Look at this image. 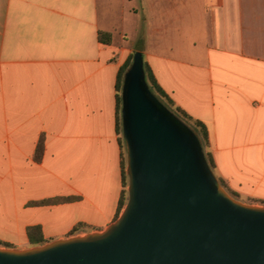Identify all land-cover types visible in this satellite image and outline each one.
<instances>
[{"label": "crops", "instance_id": "obj_1", "mask_svg": "<svg viewBox=\"0 0 264 264\" xmlns=\"http://www.w3.org/2000/svg\"><path fill=\"white\" fill-rule=\"evenodd\" d=\"M137 55L207 128L218 179L264 200V0H0V243L29 249L30 227L51 243L116 221L117 82Z\"/></svg>", "mask_w": 264, "mask_h": 264}, {"label": "water", "instance_id": "obj_2", "mask_svg": "<svg viewBox=\"0 0 264 264\" xmlns=\"http://www.w3.org/2000/svg\"><path fill=\"white\" fill-rule=\"evenodd\" d=\"M128 201L105 231L29 250L0 264H264V208L235 200L199 138L151 93L140 55L122 88Z\"/></svg>", "mask_w": 264, "mask_h": 264}, {"label": "trees", "instance_id": "obj_3", "mask_svg": "<svg viewBox=\"0 0 264 264\" xmlns=\"http://www.w3.org/2000/svg\"><path fill=\"white\" fill-rule=\"evenodd\" d=\"M99 39L102 43L104 44H109L111 42V35L107 34V33H101L99 35ZM130 68V62L125 64L120 72H119V76H118V82H117V90L119 92V96L117 97L118 99V104H117V120H118V127H117V131L120 134V130H122V119H121V110H122V98L120 96V92L122 91L123 88V82H124V78L128 72ZM147 83L149 82L151 84L150 87V91L152 93V95L154 96L155 93L158 94V96L163 100H166L171 106L174 107L173 102L171 101V99L167 96V94L158 86V83L155 81V79L152 77V75H150V73H148L147 75ZM155 97V96H154ZM156 98V97H155ZM176 112L181 115L183 118H185L186 120L192 122L194 124V126L197 128V130L199 131V133L201 134L204 142L208 145V131L207 128L205 127V125L203 123H201L200 121H196L194 119H192L186 112H184L182 109L180 108H176ZM122 144V141H121ZM44 154V145L40 144L38 150L36 151L35 154V161L36 162H40L42 160ZM206 158L207 161L211 167V169L213 171H215L216 169V164L214 162L213 156L211 153L207 152L206 154ZM124 155L122 154V170H123V181H124V187L125 190L122 192L121 194V198L119 201V205H118V209H117V214H116V219L118 220V218L120 217V215L122 214L127 201H128V176L126 173V165H125V160H124ZM221 185L233 196L238 197L237 193L233 192L228 185L222 180L219 179ZM72 199H63V200H47V201H42L39 203H35V205H47V204H52V203H59V202H68L71 201ZM85 227V225H78L77 227H75L69 234L70 237L72 236H76L78 235L81 230ZM28 238H29V242H30V246L31 247H42L47 245L50 241L46 240L44 238L43 235V230L40 226H36V227H30L28 229ZM1 246L5 247V248H10L13 249L14 247H12L9 244H3L0 243Z\"/></svg>", "mask_w": 264, "mask_h": 264}, {"label": "rangeland", "instance_id": "obj_4", "mask_svg": "<svg viewBox=\"0 0 264 264\" xmlns=\"http://www.w3.org/2000/svg\"><path fill=\"white\" fill-rule=\"evenodd\" d=\"M149 87H151V84L148 82ZM122 94V91L120 92V96ZM154 96L156 97V99L165 107L167 108L172 114H174L182 123H184L187 127H189L194 133L195 135L199 138V141L203 147V150L205 152V154L208 152V146L207 144L204 142L201 134L199 133V131L197 130V128L194 126V124L188 120H186L185 118H183L181 115H179L176 112V108L171 106L166 100H162L157 93L154 94ZM120 137H121V141H122V149H123V155H124V160H125V165L127 168V148H126V144L125 141L123 139V133L122 130H120ZM215 172V171H214ZM129 182V179H128ZM128 189V188H127ZM229 193V192H228ZM230 194V193H229ZM231 195V194H230ZM235 200L248 205V206H253V207H259V208H264V200H257V199H243L241 198L239 195L238 197H235L233 195H231ZM0 234L3 235V232L0 231ZM85 235H78L77 237H84ZM33 248V247H31ZM29 248V249H31ZM0 249H10V248H5L3 246L0 245ZM29 249H17L19 251H25V250H29Z\"/></svg>", "mask_w": 264, "mask_h": 264}]
</instances>
